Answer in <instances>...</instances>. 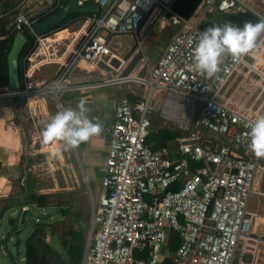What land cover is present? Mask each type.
I'll use <instances>...</instances> for the list:
<instances>
[{
    "label": "built area",
    "instance_id": "1",
    "mask_svg": "<svg viewBox=\"0 0 264 264\" xmlns=\"http://www.w3.org/2000/svg\"><path fill=\"white\" fill-rule=\"evenodd\" d=\"M261 1V8H255L251 0H200L184 18L172 9L174 0H78L79 6H95L98 12L40 35L33 25L58 13L68 0H15L8 10L0 0V21L6 23L0 40L22 33L30 46L19 60L20 88H0V100L25 102L31 119L36 116L33 104L42 97H52L59 108L66 93L127 82L71 80L76 72L105 75L123 67L110 40L127 34L140 44L138 33L156 9L176 28L155 64L147 67V78L131 77L146 87L145 99L123 97L112 109L104 130L101 189L97 198L91 197L80 264H162L165 259L170 264H264V237L252 232L257 215L249 208L251 197L264 198V159L251 154L248 136L255 119L264 115V37L252 55L226 57L219 79L192 66L203 23L222 25L228 22L223 17L242 12L264 18ZM69 26L78 27L72 34L79 36L58 57L52 43L59 41L52 37ZM46 63L58 64L56 78L34 83V74ZM155 93L164 95L163 104L178 111L189 105L198 114L176 147L158 151L147 144ZM173 232L179 245L168 254Z\"/></svg>",
    "mask_w": 264,
    "mask_h": 264
},
{
    "label": "rangeland",
    "instance_id": "2",
    "mask_svg": "<svg viewBox=\"0 0 264 264\" xmlns=\"http://www.w3.org/2000/svg\"><path fill=\"white\" fill-rule=\"evenodd\" d=\"M252 5L257 8L253 3ZM158 11L156 9L140 29L138 33L140 44L135 36L127 34L113 36L110 40V47L120 53L118 55L124 62L123 67L118 69L117 72L105 75L95 73L84 76L83 73L77 72V75L72 78V83H100L104 80L109 81L115 78H124L127 82L114 84L118 86L110 84L102 88V90L105 89L101 92L104 100L131 96L145 98L147 95L146 87L142 83L138 84L135 80L132 81L131 77L147 78V67L155 64L157 57L169 41L171 30L173 33L176 31V28L171 27L166 19L158 17ZM77 30L78 27L69 26L67 33L57 34V36L52 37V40L59 41L56 45L52 43L53 47L59 49L58 57L62 56L71 39L79 36V33L72 34ZM130 65L133 66L132 71L125 74L126 69ZM102 66L103 64L100 65V67ZM241 68L245 70L244 67L241 66ZM57 69V63H46L39 68L38 71L40 73L38 72L36 75V72L34 74L33 79H45L48 80L45 83H48L56 78ZM162 96V93H155L153 95V107L155 110L149 116L150 121H154L153 129L168 128L178 132V138L186 136L185 129L187 125L177 124L173 120L174 118H172L179 116L180 111L163 104ZM75 97V93L71 92L61 97L60 102L63 110L69 106L76 108L80 101L75 100ZM0 105L7 106L16 123L25 129L27 141L29 142V145H25L26 150L24 151L23 158L20 159L15 178L13 179V190L9 195L16 194L18 200H22V197L18 195V178L22 174L21 185L28 184L31 191L38 195H49L50 205L43 209L29 206V211L24 216L20 207L12 208L4 213L3 219L0 220V242L4 244L6 252L0 251V264H24L22 259L25 257V244L35 228V218H40L41 222L45 224H54L53 228L59 234L64 230L67 231L70 224L73 223V228L76 231L82 228L86 241L90 220L91 197L94 195L97 198L101 189L103 171L100 165L102 159L96 155L98 163L88 165L84 162L83 154L78 149H67L62 143L49 146L41 144V131L57 112L62 111V109L58 108L56 101L52 97H42L39 102L33 104L34 107L36 105V116L33 119L29 116L25 102H21L18 99H1ZM86 107L88 106L86 105ZM91 107L94 109L90 117L98 114V110L101 108L94 105ZM191 111L192 116L189 125H193L198 119V114L194 113L192 109ZM108 115L106 109L104 119L100 117L99 123L103 125L105 118L108 119ZM171 145L176 147V140ZM23 159L24 162H22ZM58 204H68L62 208L68 211L70 215H67V213L64 215L60 209L61 207L57 206ZM249 208L257 215L252 232L256 236L264 237V198L251 197ZM77 213L80 214V218L79 222L75 223L76 217L74 215ZM22 218L24 220L23 224H21ZM10 219L16 221L15 226L8 224ZM62 221H64L63 225L58 224V222ZM47 241L55 252L65 257V248L57 235L48 232ZM17 242L19 243L18 249L20 253H18V249L15 247Z\"/></svg>",
    "mask_w": 264,
    "mask_h": 264
},
{
    "label": "clouds",
    "instance_id": "3",
    "mask_svg": "<svg viewBox=\"0 0 264 264\" xmlns=\"http://www.w3.org/2000/svg\"><path fill=\"white\" fill-rule=\"evenodd\" d=\"M264 37V18L246 21L242 26L226 22L214 24L201 32L193 51V68L208 78L219 79L226 57L239 60L259 50ZM88 108L81 100L76 108L57 112L41 131V144L49 146L62 143L67 149H78L93 137L100 136L103 125L87 115ZM249 151L257 159H264V115L252 123ZM59 155V154H57Z\"/></svg>",
    "mask_w": 264,
    "mask_h": 264
},
{
    "label": "trees",
    "instance_id": "4",
    "mask_svg": "<svg viewBox=\"0 0 264 264\" xmlns=\"http://www.w3.org/2000/svg\"><path fill=\"white\" fill-rule=\"evenodd\" d=\"M200 0H174L172 4V9L181 15L184 18H189L196 10ZM4 10H8L10 8V4L8 0L4 2L2 5ZM83 15L75 14L66 19L62 24L57 26L56 29H61L67 26L71 21H75L76 19L82 18ZM226 21H230L235 25L242 26L246 21L256 22L259 18L252 14L251 12H242L237 15H230L223 17ZM214 24H220L219 22L210 20L201 25V30L204 31L207 27H210ZM6 23L4 21H0V34L4 33ZM14 37H10L6 40H0V88L8 87V64H7V55L11 49ZM6 47H8V52H6ZM30 49L29 44L25 45L23 48L19 60L24 54H26ZM133 66L130 65L125 74H128L132 71ZM20 77V72H19ZM131 101H134L135 98L130 97ZM154 122V121H153ZM153 122L151 121V129L149 137L147 138V144L153 151H158L162 148H171L174 145L171 143L179 137V133L168 128H159L157 130L153 129ZM24 162V159L22 160ZM23 175L18 178V186L19 191L18 195L22 197V200L19 201L16 194H11L5 199L0 201V220L3 219V215L6 211L21 206H34L38 208H45L49 205V195L41 194L38 195L31 191V188L27 185H21L20 181ZM68 204H58L57 206L61 207V211L64 215L68 214V211L63 209V206H67ZM76 218L74 222L78 223L80 214L74 215ZM62 222H58V224H64ZM54 224H45L44 222L35 223V228L31 235L28 237L25 244V257L24 264H80L82 259V254L85 245V237L84 233H82V228L79 230H75L73 228V223L70 224L67 231H62L60 234L54 230ZM50 232L52 234L57 235L65 248V257L59 255L55 252L49 245L47 241V233ZM2 243V242H1ZM179 245L178 235L173 232L170 235L167 253L172 254L176 251ZM3 253L6 252L5 246L3 244ZM162 264H170L168 259H165Z\"/></svg>",
    "mask_w": 264,
    "mask_h": 264
},
{
    "label": "crops",
    "instance_id": "5",
    "mask_svg": "<svg viewBox=\"0 0 264 264\" xmlns=\"http://www.w3.org/2000/svg\"><path fill=\"white\" fill-rule=\"evenodd\" d=\"M6 1L7 0H4V2H6ZM14 1L15 0H8L10 7H12L14 5ZM251 1L257 8H261V2H262L261 0H251ZM67 32L68 31H62V32H59L58 35L65 34ZM170 34L171 35L173 34L172 30H171ZM113 51H115L117 54H120L115 49H113ZM38 72L39 71H37L36 75L38 74ZM45 76H43V77H45ZM46 81H48V80H45V79L35 80V79H33V82L37 83V84L41 83V82H46ZM114 86H118V85H114ZM103 90H105V89H103ZM103 90H102V88H98V89L95 88V89L75 91V92H71V93H75V95H76V97L74 98L75 100H79V101L83 100L85 102V106L87 105L88 106L87 108L89 110L87 115L90 119H93L95 122H100V119H99L100 117H103V119H104L106 109H107V113L109 114L107 117L108 119L105 118V121L103 123V129L105 130L106 125H108V123L111 122V120H112V109H113L114 105L116 104V102L120 98L104 100V96L101 93ZM95 92H97V93H95ZM97 94H99V95L96 96ZM131 97H133V96H131ZM96 98H97V100H96ZM121 98H123V97H121ZM124 98H127L129 101H131L130 97H124ZM133 98H135L134 101L145 99V98H137V97H133ZM163 99H164V95L162 96V102H163ZM134 101H131V102H134ZM93 105L96 107H101L99 109L100 111L98 110V114H100L99 117H98V114L90 117V114L93 112V109H94L93 107H91ZM59 108H60V110L61 109L63 110L61 102H60ZM71 108H73V107H71ZM104 130L100 136L93 137L89 142L82 144L78 148V151L83 154L84 162H86L88 165H94L97 162L96 161L97 156L100 159H102V162L100 165V166H102L101 167L102 169L104 166V160H105L106 150H107V142H106V138L104 135ZM25 145H29V142L27 141V134L25 133V129L16 123V121L14 120V118L12 116V113L7 108V106L4 107L3 105H0V199L6 198L7 196H9V194L13 190V179L15 178V174L17 172L16 170H17V167L19 166L20 159L23 158L24 151L26 150ZM24 206H26V205H24ZM22 207L23 206H21L20 208H22ZM28 208H29V206H28ZM41 209H43V208H41ZM22 212L27 213L28 211H22ZM89 222H90V220H89ZM15 225H16V221H15ZM85 243H86V241H85ZM84 247H85V245H84ZM83 252H84V250H83ZM82 256H83V254H82Z\"/></svg>",
    "mask_w": 264,
    "mask_h": 264
},
{
    "label": "water",
    "instance_id": "6",
    "mask_svg": "<svg viewBox=\"0 0 264 264\" xmlns=\"http://www.w3.org/2000/svg\"><path fill=\"white\" fill-rule=\"evenodd\" d=\"M78 0H68L67 5L60 10L58 13L51 15L42 22L33 25V29L37 34L45 35L52 31H55L57 26L62 24L66 19L75 14L88 15L95 14L98 12V8L95 6H79ZM27 42L26 37L22 33H17L11 49L7 55L8 64V87L11 90H18L20 88L19 79V56ZM26 212H23V216ZM24 223L22 218L21 224ZM10 226L15 225V220L10 219L8 221ZM19 243L17 242L15 247L18 249ZM0 251H3V243H0ZM20 253L19 249L17 250Z\"/></svg>",
    "mask_w": 264,
    "mask_h": 264
},
{
    "label": "bare ground",
    "instance_id": "7",
    "mask_svg": "<svg viewBox=\"0 0 264 264\" xmlns=\"http://www.w3.org/2000/svg\"><path fill=\"white\" fill-rule=\"evenodd\" d=\"M58 88H59V86H57L53 90V92H56ZM179 111H180L179 116L172 117V118H174L173 120L175 121V123L182 124V125H189V123L191 122V116H192V111L190 109V106L188 105L187 108L179 110Z\"/></svg>",
    "mask_w": 264,
    "mask_h": 264
}]
</instances>
